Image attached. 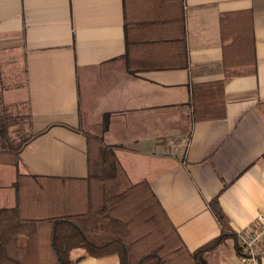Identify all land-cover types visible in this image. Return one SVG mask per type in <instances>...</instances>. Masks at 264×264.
Listing matches in <instances>:
<instances>
[{"label": "crops", "instance_id": "1", "mask_svg": "<svg viewBox=\"0 0 264 264\" xmlns=\"http://www.w3.org/2000/svg\"><path fill=\"white\" fill-rule=\"evenodd\" d=\"M127 23L144 43L130 57ZM186 51L187 67L170 68ZM217 83L224 117L195 121L193 91ZM0 93L6 109L27 104L33 128L13 146L18 166L0 163V209L83 210L90 135L113 147L131 183L150 185L189 253L221 235L211 201L235 235L264 211V0H0ZM51 186L55 208L30 202ZM71 259L121 264L83 249ZM207 262L244 264L234 237Z\"/></svg>", "mask_w": 264, "mask_h": 264}, {"label": "trees", "instance_id": "2", "mask_svg": "<svg viewBox=\"0 0 264 264\" xmlns=\"http://www.w3.org/2000/svg\"><path fill=\"white\" fill-rule=\"evenodd\" d=\"M225 20L226 17H222L223 25ZM125 26L127 57H130L132 50L144 43L132 39L130 26L128 23ZM187 65L186 51L184 64H172L170 68H186ZM254 73L255 66L250 74ZM234 76L238 75L228 73L226 79ZM223 87V83L207 84L193 91L195 121L224 117V99L220 96ZM5 111L0 95V163L18 166L20 149L8 146ZM87 138L89 176L82 181L85 183V194L81 196L85 201L84 209L45 216L40 212V215L30 214L21 203L11 209H0V264H76L71 259L75 249H83L96 258L116 255L121 264H208L207 258L229 237L237 241V254L245 256L218 199L211 201L209 208L221 225V235L189 253L150 185L131 183L113 147L105 146L90 135ZM60 192L66 193L64 189ZM55 193L53 186L39 188L30 202L55 208L59 201L58 197H53ZM70 201V196L63 197L64 204Z\"/></svg>", "mask_w": 264, "mask_h": 264}, {"label": "rangeland", "instance_id": "3", "mask_svg": "<svg viewBox=\"0 0 264 264\" xmlns=\"http://www.w3.org/2000/svg\"><path fill=\"white\" fill-rule=\"evenodd\" d=\"M91 83L94 85V89L99 86V79L96 77V79H93ZM91 87L90 83H87L81 79V89H83V96L86 98L87 96V87ZM88 87V88H89ZM11 94H7L8 97L10 96H18L20 95V91H10ZM3 96V95H2ZM5 101L7 102V96L4 97ZM6 122L8 126L10 127V134L9 137L12 139V141L9 143L8 146H17L24 142L29 136H31L33 132L32 124L30 117L28 115V107L27 104L24 105L23 102L17 103L14 106H8L6 109ZM2 171H0V180ZM11 184V181L9 182Z\"/></svg>", "mask_w": 264, "mask_h": 264}, {"label": "built area", "instance_id": "4", "mask_svg": "<svg viewBox=\"0 0 264 264\" xmlns=\"http://www.w3.org/2000/svg\"><path fill=\"white\" fill-rule=\"evenodd\" d=\"M169 151L178 149L176 142L168 141ZM239 247L245 256L244 264H264V211L259 212L255 226L238 234Z\"/></svg>", "mask_w": 264, "mask_h": 264}]
</instances>
